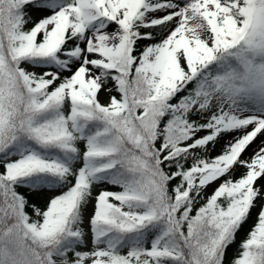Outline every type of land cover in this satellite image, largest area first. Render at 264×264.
Listing matches in <instances>:
<instances>
[{
    "label": "snow or ice",
    "instance_id": "snow-or-ice-1",
    "mask_svg": "<svg viewBox=\"0 0 264 264\" xmlns=\"http://www.w3.org/2000/svg\"><path fill=\"white\" fill-rule=\"evenodd\" d=\"M0 264H264V0H0Z\"/></svg>",
    "mask_w": 264,
    "mask_h": 264
},
{
    "label": "trees",
    "instance_id": "trees-1",
    "mask_svg": "<svg viewBox=\"0 0 264 264\" xmlns=\"http://www.w3.org/2000/svg\"><path fill=\"white\" fill-rule=\"evenodd\" d=\"M252 224H253V221H252V219H250V220L244 225L243 229L238 233V235H237V237H236V242H237V244H238L242 239L245 238V232L248 231V230H250V227L252 226ZM234 250H235V245L232 246V249H230V251H229V255H231L232 252H233Z\"/></svg>",
    "mask_w": 264,
    "mask_h": 264
},
{
    "label": "rangeland",
    "instance_id": "rangeland-1",
    "mask_svg": "<svg viewBox=\"0 0 264 264\" xmlns=\"http://www.w3.org/2000/svg\"><path fill=\"white\" fill-rule=\"evenodd\" d=\"M217 151H219V145H217ZM215 153H213V155H214ZM209 191H211V190H209Z\"/></svg>",
    "mask_w": 264,
    "mask_h": 264
}]
</instances>
